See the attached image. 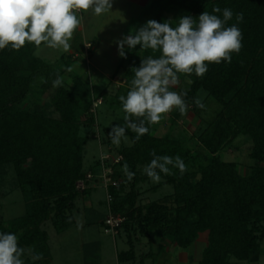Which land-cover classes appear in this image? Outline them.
I'll use <instances>...</instances> for the list:
<instances>
[{
    "label": "trees",
    "instance_id": "trees-1",
    "mask_svg": "<svg viewBox=\"0 0 264 264\" xmlns=\"http://www.w3.org/2000/svg\"><path fill=\"white\" fill-rule=\"evenodd\" d=\"M159 1L153 0L149 9L157 11ZM204 1L205 6L192 17L207 11L223 18L222 12L213 13V8H229L233 17L226 26H231L237 23L236 14L243 13V21L238 24L243 34L241 51L232 54L231 63L209 64L202 78L191 74L195 82L187 92L194 96L203 87L221 104L200 137V143L212 157L196 182L190 181L188 173L171 176L160 173L161 178L170 177L169 182L175 184L173 198L180 207L171 217L167 205L155 203L142 214L144 221L140 225L147 235L161 230L163 237L172 239L183 249L207 233L208 245L199 264L259 262L264 240V166L261 165L264 163V0ZM155 14L159 20L162 18L160 13ZM80 40L78 34L72 45L76 53L84 52L79 47ZM139 47L127 48V55L138 54ZM22 50H13L10 45L0 50V168L13 166L19 187L28 200L27 213L8 225L0 223V233L17 236L19 246L26 249L22 257L25 264H51L50 235L44 224L51 221L59 232L73 225L72 214L68 212L80 195L76 183L87 173L85 154L91 138L82 135L81 129L84 124L94 126L96 115L92 102L86 99L87 94H92V87L81 78H76L70 89L58 88L55 106L60 117L49 116L40 106L22 109L20 105L27 99L38 75L42 72L58 75L53 70L54 64L35 55V51L30 54L32 63L18 67L13 61H17ZM138 64L132 63L125 72L129 88L134 77L131 69ZM81 113L90 116L80 121ZM148 127V133L138 141L135 133L126 130L132 144L121 152L130 170L149 164L153 150L158 156H180L184 162L198 157L195 150L181 142L155 134L154 125ZM241 135L252 139L251 157L257 163L248 176L240 174L236 163L226 162L219 155ZM93 168V174L97 175L98 167ZM119 184L109 187L113 196L110 212L133 218L134 213L128 208L136 205V195L122 197L124 186ZM128 224L129 221L123 222L119 231L126 230ZM29 249L43 258L26 259ZM99 251V242L85 244V264H100ZM118 259L120 264H146L144 258L139 261L133 245L120 252Z\"/></svg>",
    "mask_w": 264,
    "mask_h": 264
},
{
    "label": "rangeland",
    "instance_id": "rangeland-1",
    "mask_svg": "<svg viewBox=\"0 0 264 264\" xmlns=\"http://www.w3.org/2000/svg\"><path fill=\"white\" fill-rule=\"evenodd\" d=\"M205 4L206 1L204 0H160L157 11L148 9L144 12L145 14L141 19H137L136 24H134L135 21L132 23L133 25L131 24L132 26L129 27L128 31L135 33V30L144 25L149 19L157 20V14L155 13L162 15L161 21L158 19V22L162 23L171 19L172 26L175 27L178 22L177 18L185 15L192 16L196 13L197 9L204 7ZM138 13H141V11L136 10L134 12L135 15ZM146 13H149V15H146ZM151 13L153 17H149ZM124 22L123 18L120 22L117 20L118 25L116 24L115 29H118L119 32L113 33L110 36L113 41L104 42L101 49L93 56H91L92 51H85L83 54H80L71 48L68 52H64L63 49L49 48L44 43L39 47L32 43H26L22 47L24 50L19 53L17 61H13L18 67L30 64L32 63L30 54L35 51V55L54 64L53 70L57 71L59 77L62 79L60 86L53 87L52 82L57 78V75L46 72L38 75L31 84V91L27 99L20 105L24 110H33L34 107L40 106L44 107L49 116L60 117V112L55 106L58 88L63 86L70 89L76 78H81L90 84L92 94H87L86 99L92 102L96 115V124L92 127L84 124L81 129L82 135H90L91 138L86 146L85 154L87 173L85 178L77 181V189L84 192L87 190L85 188L86 184L90 183V181L87 182V179H91L88 177V173L92 172L94 170L93 167L96 166L99 169L101 177L107 174L118 185H120L119 183L123 184L124 191L121 193L122 197H127L132 193L136 195V205L128 208V211L134 213L133 218L113 213L115 216L124 217V223L129 221L128 228L126 227V230L121 229L115 235L105 231L106 218L111 214V204L108 203L107 197L108 192L103 187V185L106 186L105 181L103 185L102 183H98L97 189L93 190L90 194L81 195L75 207L68 212V215L71 212L73 219V225L70 228L59 232L51 221L45 223L44 228L48 230L50 235L51 264H85L83 246L90 241H100L104 253L103 260L111 261L110 264H116L117 251L128 250L131 245L134 246L139 255L144 256L153 254L152 251H156L158 248L162 251L165 245L162 242L167 241V244L170 241L172 242V239L163 237L159 229L155 230V234L147 235V233L142 231L140 224L144 221L143 215L155 203L167 205V213L171 217L176 215L180 206L175 204L173 198L175 184L169 182L170 177L161 178V181L158 183L151 181L143 172L146 164L138 165L135 171L129 169L135 173V176L131 181H128L122 171L124 158L121 149L131 145L132 139L126 134L127 139H122L121 144L117 147L111 143L108 136L111 126L123 123L125 113L123 112L119 97L121 95L126 96L130 90L126 85L127 78L125 77V72L127 68L134 62L141 63V58L143 57L151 55L157 58L161 54L159 51L139 47L138 54L132 56L126 53L127 58H121L118 50L113 51L110 44H115L117 40L124 37V33L120 32V29L123 31L127 28L123 26ZM125 52H127V47H125ZM71 53H74L72 57H70ZM194 82L193 76L179 74V83L172 90L189 92ZM196 98H199L205 104L204 109L196 107L194 103V99ZM185 99L190 105L187 114L182 116L178 110L174 109L172 112L162 116L158 124H154L153 132L157 135L173 139V141L177 140L184 147L195 150V154H198V157L184 162L187 166V171L183 174L188 173L190 181L196 182L201 179L203 168L212 157L200 143V137L208 126V123L216 117L221 104L203 87L198 88L194 96L187 94ZM89 116L90 114L81 113L80 117L83 120L80 119V121H85ZM100 141L103 142V147H101ZM101 149H104V151ZM252 150V139L249 136L241 135L224 151L220 152L219 155L226 162L236 163L240 174L248 176L251 174L253 167L257 165L256 161L251 157ZM101 152L103 155L98 158ZM103 160L107 171L103 167ZM261 165L264 166V163H261ZM171 170L174 175H182L177 168H172ZM27 203V197L19 187L13 166L7 165L1 167L0 223L8 225L13 220L25 216L27 213ZM140 212H142L141 215L139 214ZM207 235V233L201 234L196 241L198 243L195 244L192 251L195 253L196 258L200 257V252H202L207 242ZM29 251L34 253L32 249H29ZM190 251L189 248V254ZM183 253H187V250L180 247L172 251L173 258L170 259L169 264H199L195 258V260L188 259V256L186 258L185 255L187 254H184V258L187 260H182ZM25 258L32 260L28 254ZM234 264H264V240L261 243V259L259 262L250 263L235 260Z\"/></svg>",
    "mask_w": 264,
    "mask_h": 264
},
{
    "label": "clouds",
    "instance_id": "clouds-1",
    "mask_svg": "<svg viewBox=\"0 0 264 264\" xmlns=\"http://www.w3.org/2000/svg\"><path fill=\"white\" fill-rule=\"evenodd\" d=\"M113 0H0V50L7 48L19 51L26 43L39 47L42 43L52 49H63L68 52L70 41L81 25L79 12L89 10L94 16H101L112 10ZM213 13L222 17L202 12L198 17L185 15L177 18L173 27L171 19L158 22L149 19L144 25L116 41L118 54L127 58L125 47L159 51V57L149 55L141 58L139 67H133V79L126 96L121 95L122 124L111 126L108 136L117 147L122 139H127L126 130L135 133L139 140L149 131V125L158 124L162 116L178 110L186 115L190 105L185 97L187 92L172 89L179 83V74H195L202 78L208 71L209 64L231 63L232 54H238L242 47L243 34L238 24L243 21V13L236 14V24L226 26L232 19L229 8H213ZM70 70V69H69ZM53 87H58L62 79L57 75ZM196 107L205 108L199 99H194ZM153 157L143 172L154 183L161 181L160 173L172 175V168L183 174L187 166L180 156L175 158L158 156L155 150ZM171 166V167H170ZM122 171L128 181L135 173L129 170L125 162ZM26 249L18 244L13 233H0V264H25L22 257ZM33 261L42 259V254L28 252Z\"/></svg>",
    "mask_w": 264,
    "mask_h": 264
},
{
    "label": "crops",
    "instance_id": "crops-1",
    "mask_svg": "<svg viewBox=\"0 0 264 264\" xmlns=\"http://www.w3.org/2000/svg\"><path fill=\"white\" fill-rule=\"evenodd\" d=\"M152 1L153 0H113L112 10L109 13L101 15L99 17L92 15L90 10L87 13H84L82 11L79 12L78 17L81 18V25L75 31L73 39L70 41V44L73 45V43L75 42L76 36L79 34L80 39H81L79 42V44H80L79 47L81 49H83L84 52L85 51H92L91 56L95 55L101 49L102 44L104 42H108V41L112 42L113 41L110 37L113 33L119 32L118 29H115V27L118 25L117 20L120 22V20L123 18L125 21L123 26H125V28L126 27L127 28L123 31L120 29V32L124 33V36L131 34V33H134V32L128 31L129 27L133 25L132 23H134V21H135L134 24H136L137 19H141L144 16V14H145L144 12H146L149 9ZM136 10H140L141 13H138L135 15L134 12ZM123 26L121 24V28ZM108 35H109V37H108ZM110 47H112L113 51L118 50L116 43L115 44L111 43ZM71 49L73 50V47H71ZM83 53H80V54H83ZM102 143L103 142L100 141L101 147L104 146V145H102ZM101 150L104 151V149H101ZM102 155L103 154L101 152V155L98 156V158H100ZM95 160H96V158H95ZM90 173L93 174V172H90ZM90 173H88V175ZM89 181H90V183L88 184L87 182H89ZM104 181L105 180L100 176V172L97 173V175H94L91 179H89V180L87 179V182H86L87 184L85 187V188H87V190L85 192L79 191L80 195H79L78 199L80 198L81 195H85L86 193L90 194L93 190L97 189V187L99 186V185L97 186L98 183H100V184L102 183V185H103ZM103 187L106 189V192H108L106 186L103 185ZM105 231H106V229H105ZM107 233H110V232H107ZM93 242H99L100 243V241H98V240L93 241ZM163 243L165 245H164V249L162 251H160V249L158 248L156 251H154V250L152 251L153 254L146 255L145 257H143V255L142 256L139 255L138 251L136 250L139 261H141L142 258H144L146 264H169L170 259L173 258V255L171 254V252L175 251L179 246H177L176 243H172L171 241L169 244H167V241L162 242V244ZM197 243L198 242H195L193 245H191L189 247L191 250L190 254L188 252L189 248L185 249V250H187V253H183V259L182 260H187L186 258L188 256L189 257L188 259H190V258L193 260L196 259V261H198L200 263V261L202 259V252H203L204 248L208 245V240H207L202 252H200L201 254L199 255L200 256L199 258H196L195 253L192 252L193 248L195 247V244H197ZM165 249H167V250H165ZM83 250H84V246H83ZM122 251H127V250H122ZM122 251L116 252V264H120L119 259H118V255ZM99 254H100V259H99L100 264H110L111 263V261H108L106 259H105V261L103 260L104 253H103L101 243H100ZM184 254H187V255H185L186 258H184ZM183 263H184V261H183Z\"/></svg>",
    "mask_w": 264,
    "mask_h": 264
},
{
    "label": "built area",
    "instance_id": "built-area-1",
    "mask_svg": "<svg viewBox=\"0 0 264 264\" xmlns=\"http://www.w3.org/2000/svg\"><path fill=\"white\" fill-rule=\"evenodd\" d=\"M102 162H104V160ZM103 167L107 171V168L105 166V162L103 163ZM93 176L94 175L92 173H90L88 175L89 178H92ZM102 177H103V179L106 182V188H107V191H108V195H107L108 203L111 204V202L113 201V196L109 192V187L110 186H115V185H117V183L115 181H113L111 176H107V174H105ZM124 221H125L124 217L115 216L114 214L111 213L106 218V221H105V223H106V231L110 232V233H113V234L118 233L119 232V227H121V225L123 224Z\"/></svg>",
    "mask_w": 264,
    "mask_h": 264
}]
</instances>
